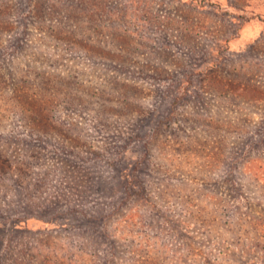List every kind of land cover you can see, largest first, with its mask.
Returning a JSON list of instances; mask_svg holds the SVG:
<instances>
[{
    "label": "rangeland",
    "instance_id": "rangeland-1",
    "mask_svg": "<svg viewBox=\"0 0 264 264\" xmlns=\"http://www.w3.org/2000/svg\"><path fill=\"white\" fill-rule=\"evenodd\" d=\"M0 264H264V0H0Z\"/></svg>",
    "mask_w": 264,
    "mask_h": 264
},
{
    "label": "trees",
    "instance_id": "trees-1",
    "mask_svg": "<svg viewBox=\"0 0 264 264\" xmlns=\"http://www.w3.org/2000/svg\"><path fill=\"white\" fill-rule=\"evenodd\" d=\"M1 165H4V163H3V162H1Z\"/></svg>",
    "mask_w": 264,
    "mask_h": 264
}]
</instances>
